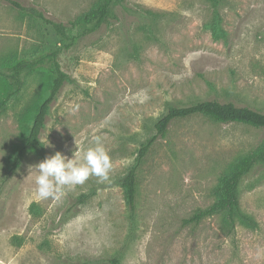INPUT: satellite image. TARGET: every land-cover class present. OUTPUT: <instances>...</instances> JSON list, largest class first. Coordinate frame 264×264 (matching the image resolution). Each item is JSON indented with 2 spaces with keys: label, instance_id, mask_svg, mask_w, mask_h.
I'll return each instance as SVG.
<instances>
[{
  "label": "rangeland",
  "instance_id": "374dc122",
  "mask_svg": "<svg viewBox=\"0 0 264 264\" xmlns=\"http://www.w3.org/2000/svg\"><path fill=\"white\" fill-rule=\"evenodd\" d=\"M15 1L68 24L99 0ZM116 16L60 55L70 81L41 134L45 152H26L14 172L47 91L45 72L24 73L21 92L0 110V264H111L116 257L120 264H264L263 167L240 186L241 209L256 229L238 224L228 234L219 216L184 224L215 202L220 175L264 141V129L204 116L174 121L138 167L133 234L122 187L171 107L216 100L264 113V0H226L221 40L206 28L207 0H127ZM58 46L49 26L0 0V70ZM7 92L0 77V99ZM96 136L112 159L109 179L90 176L58 200L38 198L39 173L30 166L56 152L71 158Z\"/></svg>",
  "mask_w": 264,
  "mask_h": 264
},
{
  "label": "trees",
  "instance_id": "16d2710c",
  "mask_svg": "<svg viewBox=\"0 0 264 264\" xmlns=\"http://www.w3.org/2000/svg\"><path fill=\"white\" fill-rule=\"evenodd\" d=\"M5 1L23 17L40 21L49 26L59 42V46L48 53L32 59H20L16 63L10 64L6 68L7 72L0 70V77L8 83V92L0 99V110L21 92L24 86L22 79L24 73L45 72L47 81L46 94L40 99L34 112H32L24 144L19 147L13 157L10 171L14 172L20 167L26 152H35L39 155H43L45 152L41 134L45 128L52 105L57 101L64 85L70 81V77L62 70L59 61L60 55L76 46L82 38L97 32L112 20H116V8L124 7L127 0H99L90 10L68 24L47 17L38 8L25 6L15 0ZM207 1L212 10V19L207 23L206 28L211 32L213 39H226L227 33L222 27L221 16V7L226 0ZM74 30L77 31L76 35L71 34ZM194 116H204L220 124H240L256 129H264V113L249 107H239L232 102L221 103L213 100L183 107H171L157 122L155 126L156 134L140 148L137 164L130 169L122 182L132 234L135 231L137 221L138 167L153 144L159 138L166 137L169 127L174 121ZM259 166L264 168V141L258 147L238 157L220 175L215 188V202L206 209L198 210L193 216L186 219L184 224L199 225L208 218L219 216L222 221V229L228 234L234 233L238 224L256 229L258 225L255 219L245 214L241 209L240 186L242 181ZM109 262L120 264L118 257Z\"/></svg>",
  "mask_w": 264,
  "mask_h": 264
},
{
  "label": "clouds",
  "instance_id": "9594fccd",
  "mask_svg": "<svg viewBox=\"0 0 264 264\" xmlns=\"http://www.w3.org/2000/svg\"><path fill=\"white\" fill-rule=\"evenodd\" d=\"M77 146V144H76ZM112 159L100 136L81 152L76 147L71 158L56 152L34 166L39 175L35 179L36 194L40 199H60L66 187L83 184L90 176L107 181L112 169Z\"/></svg>",
  "mask_w": 264,
  "mask_h": 264
}]
</instances>
